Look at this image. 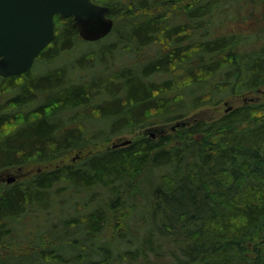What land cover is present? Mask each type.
I'll return each mask as SVG.
<instances>
[{
  "label": "trees",
  "instance_id": "obj_1",
  "mask_svg": "<svg viewBox=\"0 0 264 264\" xmlns=\"http://www.w3.org/2000/svg\"><path fill=\"white\" fill-rule=\"evenodd\" d=\"M94 1L115 22L96 48L75 50L86 40L57 14L34 66L0 74V176L25 173L0 184V260L264 264V98L187 120L263 93L264 28L216 29L211 3L233 0ZM155 125L170 126L113 147Z\"/></svg>",
  "mask_w": 264,
  "mask_h": 264
},
{
  "label": "water",
  "instance_id": "obj_2",
  "mask_svg": "<svg viewBox=\"0 0 264 264\" xmlns=\"http://www.w3.org/2000/svg\"><path fill=\"white\" fill-rule=\"evenodd\" d=\"M110 10V6L94 0H0V74H22L33 67L40 52L56 37L55 15L71 16L79 35L86 41H96L114 27ZM186 124L185 120L178 121L172 128ZM144 133L155 137L157 131L147 128ZM131 141L121 139L113 147ZM1 180L7 181V176H0ZM15 180V175L8 174V182Z\"/></svg>",
  "mask_w": 264,
  "mask_h": 264
},
{
  "label": "rangeland",
  "instance_id": "obj_3",
  "mask_svg": "<svg viewBox=\"0 0 264 264\" xmlns=\"http://www.w3.org/2000/svg\"><path fill=\"white\" fill-rule=\"evenodd\" d=\"M255 1V0H252ZM224 5H227V7H224ZM223 9H227V10H223ZM211 10L214 12L215 15V24H217L215 27L216 29L220 30H229L230 27H232L234 30H237L238 32H243V30H257L255 28H259L262 29L264 28V8L262 3H260L259 1L256 3L253 2H249V1H242V0H233L230 4H224L222 2H213L211 3ZM114 19V18H113ZM242 27V28H241ZM249 32V31H247ZM79 44L77 43V45L75 46V50H87L89 51L92 48H96L95 44L92 43H88L87 41H81L79 40ZM74 50L70 51L69 53L64 54L62 57L63 59H69L71 60V56L74 55L75 53H73ZM73 53V54H72ZM42 69H45V65L41 66ZM263 89V93H256V94H251V95H241V96H230L228 98H226V100L224 102H222L220 105L218 106H202L200 107L198 110H196L191 116H189L187 118V120H190L191 123H193L196 119H214L216 117H218L219 115L223 114L225 112V110H227V108L229 106H238L240 104H242L246 97L248 96H253V95H260L261 98H264V85L262 86ZM167 126V127H166ZM155 125V126H151V129H156V131L160 133V131L163 129V127L166 128V130H169V126L170 125ZM145 129L139 130L137 131L135 134H124L121 137H115L112 140V143H116V142H120L119 139H132L140 134L143 133ZM160 135V134H158ZM111 143V144H112ZM98 150L97 148L90 146L86 147V148H81L78 149L76 151H73L72 154H70L69 159L72 161L77 162L78 160H81L82 157L90 154L93 151ZM80 156L77 157L76 159H73L76 156ZM41 164V163H40ZM41 166H43L42 164L39 165L38 163H33L30 165V167H28L27 169H29V172H34V174L37 171H40L39 168H41ZM37 167V168H35ZM16 169V168H13ZM11 170V169H10ZM34 170V171H33ZM16 170L14 171H10L7 172L9 175L12 173H15ZM99 188H101V185L99 186ZM83 193H85V190H82ZM68 193H74V190L69 189ZM84 201V200H83ZM51 210H55L56 213L58 214H62L65 213L67 211H59L56 209V207H52ZM46 210L45 209H40L38 211V213L34 216H30L29 219L33 220L36 219L35 221H45L46 219ZM34 223V222H32ZM72 228H70L71 230ZM22 242V241H20ZM23 246L24 245H28L30 244L28 239L24 240L22 242ZM21 247V246H20ZM7 251V250H6ZM18 258L10 255V257L5 260H0V264H18ZM25 264H30V262H27Z\"/></svg>",
  "mask_w": 264,
  "mask_h": 264
},
{
  "label": "flooded vegetation",
  "instance_id": "obj_4",
  "mask_svg": "<svg viewBox=\"0 0 264 264\" xmlns=\"http://www.w3.org/2000/svg\"><path fill=\"white\" fill-rule=\"evenodd\" d=\"M109 16H110V13H109ZM110 17H112V16H110ZM112 18H113V17H112ZM143 133H144V131H143ZM77 157H79V155L76 156V157H74L73 159H76ZM39 170H41V168H39ZM24 174H25V173L22 171V168H17V169H16V172L14 173V175L16 176V180H15V181L19 180V178H21ZM3 177H4V176H2V178H3ZM13 182H14V181H13ZM2 183H5V184L12 183V182H8V173H7V181H6V180H3L2 182H0V184H2Z\"/></svg>",
  "mask_w": 264,
  "mask_h": 264
},
{
  "label": "bare ground",
  "instance_id": "obj_5",
  "mask_svg": "<svg viewBox=\"0 0 264 264\" xmlns=\"http://www.w3.org/2000/svg\"><path fill=\"white\" fill-rule=\"evenodd\" d=\"M148 135V134H147ZM83 204V203H82Z\"/></svg>",
  "mask_w": 264,
  "mask_h": 264
}]
</instances>
